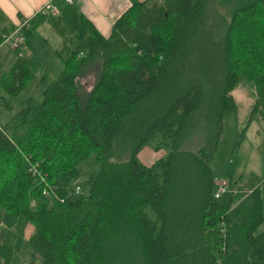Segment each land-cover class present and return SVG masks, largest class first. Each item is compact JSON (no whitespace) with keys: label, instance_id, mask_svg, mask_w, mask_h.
Wrapping results in <instances>:
<instances>
[{"label":"trees","instance_id":"trees-1","mask_svg":"<svg viewBox=\"0 0 264 264\" xmlns=\"http://www.w3.org/2000/svg\"><path fill=\"white\" fill-rule=\"evenodd\" d=\"M57 8L23 37L46 23L62 68L40 77V102L18 103L12 132L0 126V208L31 225L27 264H264L259 181L215 200L208 167L239 85L245 127L264 120V0H130L106 37L74 3ZM94 61L82 101L76 80ZM27 63L17 55L0 75L6 110L33 78ZM146 146L167 154L144 166ZM87 159L99 170L78 194ZM12 253L0 239V264Z\"/></svg>","mask_w":264,"mask_h":264},{"label":"rangeland","instance_id":"rangeland-1","mask_svg":"<svg viewBox=\"0 0 264 264\" xmlns=\"http://www.w3.org/2000/svg\"><path fill=\"white\" fill-rule=\"evenodd\" d=\"M24 44L25 47L32 48V55L27 56L23 46L17 54L6 46L0 48V73L6 70L18 55L27 59V67L33 75L24 90L11 102V110H6L3 107L4 101H0V126H4L6 133L13 130V124L9 120L18 110L19 102L26 98L40 102L42 93L40 77L46 74L48 79L52 80L62 68L54 53L60 47V39L46 23L39 24L34 34L26 39ZM98 73L99 62L94 61L79 74L76 81L78 94L82 101L92 89ZM246 89V86L239 85L231 93L236 105L235 121L231 116L223 118L222 134L208 167L215 179L227 182L228 191L223 195L224 198H227V194L232 191L234 183L245 182L251 175L257 178L263 209V222L256 230L257 233L264 229V120L245 127L250 107V98ZM0 96H3L1 92ZM185 149L183 141L179 144L178 150ZM166 154L167 148L154 151L146 146L138 153L137 159L140 164L149 166ZM78 168L80 175L71 183V188L78 187V194H84L85 180L90 174H96L99 166L94 164L92 159H87L80 163ZM30 232L31 225L25 219L16 221L4 214L0 208V237L12 247L13 251L10 264H27L31 250L27 245L26 237Z\"/></svg>","mask_w":264,"mask_h":264},{"label":"crops","instance_id":"crops-1","mask_svg":"<svg viewBox=\"0 0 264 264\" xmlns=\"http://www.w3.org/2000/svg\"><path fill=\"white\" fill-rule=\"evenodd\" d=\"M45 1L46 0H0V14L4 17V21H2L0 26L15 27L20 19H33L37 11L44 5ZM71 2L77 6L81 14L103 37L108 36L114 20H116V18H118L130 5V0H71ZM59 3L60 2H57L56 4ZM1 47L4 46H0V48ZM23 48L24 51L26 50L27 56L33 54L31 52V47H25V44H23ZM12 63H10V65ZM236 185L237 182L233 184V187ZM0 239L4 241L1 237Z\"/></svg>","mask_w":264,"mask_h":264},{"label":"built area","instance_id":"built-area-1","mask_svg":"<svg viewBox=\"0 0 264 264\" xmlns=\"http://www.w3.org/2000/svg\"><path fill=\"white\" fill-rule=\"evenodd\" d=\"M57 2H63L65 4H70L71 0H46L44 5L37 11L36 16H44V15H56L58 12ZM34 17V18H35ZM32 18H23L20 19L18 25L14 27V29L6 35L2 36L0 46H6L11 51L18 50L23 46L24 37L23 30L28 29L29 23ZM30 172H34L33 168H29ZM214 190L212 193V197L217 200L222 197L228 191V184L224 180L213 179ZM29 205H33L30 202Z\"/></svg>","mask_w":264,"mask_h":264}]
</instances>
